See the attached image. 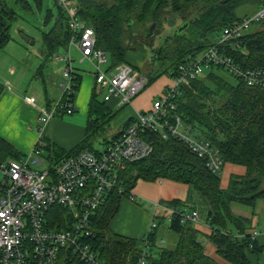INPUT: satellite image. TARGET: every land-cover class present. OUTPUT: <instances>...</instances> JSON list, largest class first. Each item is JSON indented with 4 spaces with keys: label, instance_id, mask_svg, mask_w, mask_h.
Wrapping results in <instances>:
<instances>
[{
    "label": "trees",
    "instance_id": "trees-1",
    "mask_svg": "<svg viewBox=\"0 0 264 264\" xmlns=\"http://www.w3.org/2000/svg\"><path fill=\"white\" fill-rule=\"evenodd\" d=\"M75 1L79 6V17L96 33L97 48L110 55L109 69L123 62L129 63L146 76L148 86L162 75L175 77L179 65L215 45L216 36L222 28L242 17H237L233 9L244 0ZM250 1L255 4L260 2ZM15 2L20 3L23 10L30 11L34 8L41 11L44 5V0ZM54 3L58 7L56 20L48 30L40 28L42 47L48 56L67 49L71 36L67 13L57 0ZM53 16V11L47 9L43 24L48 26ZM18 17L17 10L9 5L8 0H0V51L12 40L13 24ZM177 19L181 21L178 24ZM145 22L155 23L150 37L147 36L148 28L145 32L137 26ZM163 24L173 29L169 34L160 35L157 45L153 46L151 37ZM183 24L187 25L181 27ZM257 25L261 27L259 30L251 32L249 29L239 38L221 46L219 51L242 67L264 70V21ZM22 33L30 40L34 38L24 31ZM130 51L141 54L143 68L148 62L147 70L143 69L145 72L141 65L128 60ZM206 69L207 74L202 73L188 85L179 87L180 94L175 99L177 111L185 125L218 149L223 163L243 165L245 174H232L223 189L219 183L220 173L212 172L205 161L182 141L175 137L162 139L152 133L147 136L153 146L151 154L121 168L124 196L132 195L138 179L155 181L163 178L187 184L206 199V222L212 230L206 238L216 247L218 255L230 264H252L248 254L260 253L262 247L249 234H244L245 221L231 213L229 204L236 201L251 206L256 199L264 196V88L247 86L219 65L210 64ZM217 69L227 72L233 81L222 77ZM77 81L80 85L81 75ZM207 83L214 84V87H209ZM208 96H211L210 103L205 100ZM120 109L111 107L102 99L101 92L94 88L85 137L70 150L47 141L46 157L55 164L85 149L98 151L93 141L106 133ZM110 139L104 138L103 143L107 144ZM8 156L19 158L21 154L0 138V159ZM122 197L111 191L92 217L90 242L107 264H139L142 256L144 264H218L205 253L203 235L191 221H181L177 214H171L169 218L168 230L176 237L172 247L158 244L157 231L164 220L161 215L154 216V226L145 235L144 251L136 248L134 238L112 232L110 221L118 212ZM162 204L187 211L181 207L183 204L179 200L162 201ZM52 212L54 218H51L50 226L67 228L66 211L55 207ZM57 264L84 263L70 249H63Z\"/></svg>",
    "mask_w": 264,
    "mask_h": 264
},
{
    "label": "built area",
    "instance_id": "built-area-1",
    "mask_svg": "<svg viewBox=\"0 0 264 264\" xmlns=\"http://www.w3.org/2000/svg\"><path fill=\"white\" fill-rule=\"evenodd\" d=\"M57 2L69 17L71 32L67 49L53 55L55 60L66 63L59 84L61 96L38 117L39 138L31 153L0 159L3 176L0 182V264H57L63 249H70L84 264H107L90 242L92 217L111 191L122 196L126 194L121 168L151 154L153 146L147 139L149 134L155 133L162 139L175 137L203 159L212 172L222 170L218 149L185 125L177 111L175 99L180 94L179 87L215 64L247 86L264 88L263 69L242 67L219 51L221 46L246 33L252 24L264 21V0H260L252 13L223 27L216 36L215 45L179 65L172 83L152 100L148 109L137 111L103 150L85 149L52 164L51 159L43 156L47 145L45 126L56 115L77 111L74 100L80 86L77 81L80 72L74 65L73 50L82 54L80 62L89 61L95 67V88L106 102L116 98L118 105L123 107L146 85V76L126 62L113 71H103L101 64L107 60L106 53L97 48L94 29L79 17L77 2ZM129 197L134 199L133 195ZM55 207L66 211L67 228L50 226L49 214ZM151 209L153 218L157 210L163 209L169 216L177 214L181 221L193 223L198 219L196 210L181 211L159 201L153 202ZM256 234L252 232L251 239ZM139 264H144L143 256Z\"/></svg>",
    "mask_w": 264,
    "mask_h": 264
},
{
    "label": "crops",
    "instance_id": "crops-1",
    "mask_svg": "<svg viewBox=\"0 0 264 264\" xmlns=\"http://www.w3.org/2000/svg\"><path fill=\"white\" fill-rule=\"evenodd\" d=\"M17 4L20 5V3ZM26 30L22 27L19 28L20 34H22V37L28 42L30 39L27 38L26 34L22 33V31L29 35H32V31L30 30L27 32ZM11 42L12 41H10L7 46L0 51V63H4V68L3 70L0 69V71L5 73L6 77L11 78L6 81L8 85L6 88L4 87L5 89L0 87V138L12 145L20 154H23L20 156L23 157L31 153L39 138V133L36 129L38 117L55 101L54 99L56 95L53 94L54 92L57 94L56 86L59 87L60 75L56 71L49 73V69H47L48 74H45V69L47 67L46 63H41L45 58L54 59L53 55L56 52L53 55L48 56V54L44 52L45 49L41 47L38 49V52L34 54V52H32L31 49L24 43L23 46L25 53L22 54L24 61L21 65L22 68L25 66L27 68H31V71L29 69L28 70L30 71V80L32 82L29 87H25L27 81L25 82V79L21 77L22 70L19 68L20 63L16 62L12 57L9 58L5 54H2L6 53L4 51H6L5 49H7V47H10ZM59 51H64V49L58 50L57 52ZM77 52L80 53L79 51ZM32 55H34V65L36 67L34 65L31 67L30 65V56ZM127 56L128 60L135 63V65H140V63L142 64L143 59L141 58L140 53L130 51ZM73 58L75 57L73 56ZM74 65L80 72V88H82L83 82L90 76L88 73H85L86 69L84 70L80 64H76V62H74ZM114 69L115 68L108 70L113 71ZM161 78H164V81H162L161 84L157 85V79L150 86L145 87V89H143L130 104H127L124 107L118 105V99L116 98L108 102L109 105L115 109L121 108V111L116 118L121 117V123L124 122L123 125L118 128L117 133L114 134L113 137H116L122 131L129 120L135 116L137 111L148 109L156 95L162 91L166 85L172 83V78L168 75H162ZM94 86L95 84L93 85V88ZM93 88L90 84L89 90L91 89L93 91ZM91 95L88 93V98H84V96L81 98L79 104L80 114H84L85 112L89 113ZM63 126L68 127L70 131H74L75 129L80 131V127H78L75 123H67L53 119L45 126L44 136L47 141L55 144L56 146H59L64 150H70L71 148L66 149L59 144L57 145L56 142H61L60 139H58L55 133L51 135L52 132H55L56 129ZM49 136H53V138H50ZM245 171L246 168L243 165L224 162L221 173L219 174L220 187L223 189L227 187L229 177L232 174L244 175ZM132 195L135 197V200L128 196H123L121 198V201L123 198H127L128 200L120 202L118 212L110 221V229L113 220L119 216L120 223L118 227L115 228V230H111L116 234L134 238L136 241V248L138 250H145V235L150 231L152 223L154 222L151 204L156 201L162 203V201L179 200L183 204L181 207L185 210L197 211L198 219L196 222H193V226L203 235L202 241L205 253L218 264H230L218 255L216 247L206 238L212 231L206 222L208 206L206 199L198 191L192 189L187 184L175 182L169 179L160 178L155 181H144L138 179L135 183V187L132 189ZM229 208L232 214L245 221L244 234L250 235L252 232H257L253 239H255L257 245L262 247V251L260 253L248 254L249 261L252 264H264V196L256 199L254 204L251 206L232 201L229 204ZM160 215L163 216L164 220L157 231L158 244L164 245L169 241H172V244H174L176 237H172V233L168 230L170 216L167 212L165 213L163 209L157 210L154 216ZM233 233L235 232L233 231Z\"/></svg>",
    "mask_w": 264,
    "mask_h": 264
},
{
    "label": "rangeland",
    "instance_id": "rangeland-1",
    "mask_svg": "<svg viewBox=\"0 0 264 264\" xmlns=\"http://www.w3.org/2000/svg\"><path fill=\"white\" fill-rule=\"evenodd\" d=\"M8 3H9V5L11 7L15 8L17 10V12L19 14V17L16 19L17 22H15L13 24V28H12L13 38L11 40L12 41L11 45H10V47H7V49H5L6 51H4V52H6V53H2V54H5L9 58L12 57L16 62L20 63L19 64V68H20V70H22L21 77H23L25 79V82L27 81V84L25 85V87H27V86L29 87L30 84L32 83L31 80H30L31 68H27L26 66L24 68H22V65H21L23 63V61H24V58L22 57V54L25 53V51H24L25 49H24L23 44L25 43L26 46H28L31 49V51L34 52V54H36L38 52V49H40L42 47V45H43L42 37L40 35V33H41L40 28L42 30H48L53 25L55 17H56V14H57L58 7L54 3V0H44L43 10H41V11H39L37 8L36 9L34 8L33 11L23 10L21 8V6L19 4H17L14 0H8ZM255 3L256 2H254V1L251 2L250 0H244L241 3H238L235 6V8L233 9L234 10V14H236L237 17H240V16H243L245 13H252L258 7V4H255ZM47 9H51L53 11V13H54V16L52 17L49 25L45 26L43 24V22H44V18H45ZM180 22L181 21L179 19L176 20V24H178ZM150 24H151V22H145L143 25H141V26L137 25V26L140 29H145V32H147V28H149ZM29 26H30V29H29ZM20 27H22L25 30L28 29V30H26L27 32H29L31 30L32 31V36L34 38L27 42V40L24 39L22 37L23 35L20 34V32H19V28ZM260 28L261 27L259 25L252 24L250 26V31L251 32L257 31ZM172 29L173 28L169 27L166 24H163L160 27H157V29H156V33L157 34H154V36L151 37L153 46L157 45L160 35L169 34ZM9 52H13V53H9ZM202 52H199L197 55L201 54ZM147 53L148 52H146L145 54L147 55ZM33 56L34 55L30 56V58H31V62H30L31 67L35 63ZM72 56L75 57L74 58L75 59L74 62H76V64H80L84 68V70L86 69L85 73H88L90 77L86 78V81L83 82L82 88H80V86H81V82H80V86H79V88L76 91L74 104H75V107L77 108V111H75L72 114H66L65 113L63 115L59 114V115L55 116V119H57V120L64 121V122H67V123L72 122V123H75L78 127H80V131H78V129H75L74 131H70V129H68V127L63 126L61 128L56 129L55 132L51 133V135H53V133H55V135H57L58 139H60L61 142H56L57 145L59 144V145L65 147L66 149L72 148L73 146H75L77 143H79L85 137V128H86V125H87L89 113L85 112L84 114H80L79 113V109H80V105L79 104H80V100H81V98L83 96H84V98H88V93H89V95H91L92 90L91 89L89 90V87H90V84H91L92 88H93V85L95 84V72H96L95 67L89 61L80 62V59L82 57L81 53H78L76 50H73L72 51ZM106 57H107V61H105L104 63L101 64V69L103 71H109L108 69L111 66V57H110V55L106 54ZM41 63H46L47 67L45 69V74H48L47 69H49V73H52V71H56L60 75V80H59V84H60V82L62 81V71H63L64 66H65L66 63L63 62V61H58V60H55V59H46V58L43 59ZM140 65H141V69L142 70L144 68H145V71L147 70V68H148V62L147 61L145 63V66L147 65L146 67L144 66V68H143V63L142 64L140 63ZM3 68H4V63L1 62L0 63V69L3 70ZM216 72L219 73L222 77H225V78L233 81V79L231 77H229V75H227V72H225L223 70H220V69L219 70L217 69ZM204 74H207V69L206 68L203 69V75ZM8 79L10 80L11 78L10 77L9 78L6 77L5 73L0 71V87L2 89L4 87L6 88V86L8 85L7 82H6ZM191 80H193V79H191ZM191 80H189L184 85H188ZM162 81H164V78L159 77L157 85L161 84ZM146 83H147V80H146ZM150 85H148V86H150ZM207 85L209 87H211V88L214 87V84H212V83H207ZM148 86L145 85V87H148ZM145 87H144V89H145ZM56 88H57V94L55 92L53 94V95H56L55 99H54L55 101H57L60 98V96H61L60 87L56 86ZM94 88H95V86H94ZM102 93H104V92H102ZM160 94H161V91L156 96H158ZM0 97H1V94H0ZM205 98H206L205 100L208 103L211 102V96H208V97H205ZM120 111H121V109H120ZM119 112L117 113V115L119 114ZM117 115L112 119V122H111L108 130L106 131V133L104 135L98 136L93 141V146H94L95 149L103 150L106 147V144L103 143V139L104 138L110 139L114 134L117 133L118 128L123 125L124 122L121 123V117L116 118V117H118ZM75 118H77V119H75ZM36 129H37V124H36ZM49 137L53 138V136H49ZM56 147H59V146H56ZM21 155H23V154H21ZM46 155H47V151H45L43 156L46 157ZM8 158H16V157L8 156ZM45 161H46V158H45ZM220 173H221V171H220ZM2 178H3L2 173H0V182H1ZM126 200H128V199L127 198H123L121 202H124ZM49 217H50V219L54 218V213L52 211L49 214ZM119 223H120V220H119V216H118V217H116L113 220V222L111 224V229L115 230V228L118 227ZM173 236L174 235L172 234V237ZM172 245H173L172 241H169V242L165 243L166 247H172Z\"/></svg>",
    "mask_w": 264,
    "mask_h": 264
},
{
    "label": "water",
    "instance_id": "water-1",
    "mask_svg": "<svg viewBox=\"0 0 264 264\" xmlns=\"http://www.w3.org/2000/svg\"><path fill=\"white\" fill-rule=\"evenodd\" d=\"M226 0H223V2H225ZM187 24H183L181 27H185ZM154 28H155V23H152L149 28H148V33L147 36L150 37L153 35L154 32Z\"/></svg>",
    "mask_w": 264,
    "mask_h": 264
}]
</instances>
